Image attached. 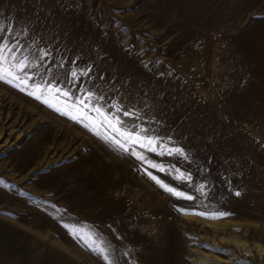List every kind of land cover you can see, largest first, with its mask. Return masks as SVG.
I'll list each match as a JSON object with an SVG mask.
<instances>
[{
    "label": "rangeland",
    "instance_id": "374dc122",
    "mask_svg": "<svg viewBox=\"0 0 264 264\" xmlns=\"http://www.w3.org/2000/svg\"><path fill=\"white\" fill-rule=\"evenodd\" d=\"M0 49V264H264V0H0Z\"/></svg>",
    "mask_w": 264,
    "mask_h": 264
},
{
    "label": "snow or ice",
    "instance_id": "6c2138e0",
    "mask_svg": "<svg viewBox=\"0 0 264 264\" xmlns=\"http://www.w3.org/2000/svg\"><path fill=\"white\" fill-rule=\"evenodd\" d=\"M0 51H2V49H0ZM4 59H6L4 56H2V55H0V61H3ZM5 75H11V73H8L7 72V70H4V72L3 73H0V79H4L5 78ZM73 75H75V73H73ZM9 83H11V80H9L8 81ZM57 91H59V89H57ZM66 96L68 95V93L66 92V93H64ZM36 98L37 99H40V96H36ZM44 103H48V101L47 100H45L44 101ZM58 111H59V109H57ZM65 115H67L68 113H64ZM126 115L128 114V113H125ZM73 119H78V117H72ZM87 126V125H86ZM127 138V137H126ZM106 139H108L107 137H106ZM139 140V137H137V141ZM113 143H115L118 147H121V148H124L125 146L124 145H122V144H120V141H118V140H113ZM149 143L151 144L152 143V141H149ZM143 146V145H142ZM126 150V149H125ZM154 150V149H153ZM177 153H181L182 152V150H180V149H176L175 150ZM139 159H144V157L143 156H139L138 157ZM153 167H155L156 165H152ZM164 169L163 168H161V171H163ZM153 179H156V177H152ZM157 183H161L159 180H157ZM162 186L163 187H165V189L168 191V192H170V193H173V194H175V195H177V196H180V195H182V193H180V192H177L174 188H171V187H168L167 185H163L162 184ZM236 195H240V193L239 192H237L236 193ZM187 198H189V199H191V197H187ZM99 251L101 252V253H103L104 252V249L103 248H101V249H99ZM103 259L104 260H106V261H108V264H111V262L109 261V258H108V256L107 255H104L103 256Z\"/></svg>",
    "mask_w": 264,
    "mask_h": 264
}]
</instances>
